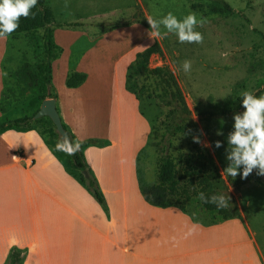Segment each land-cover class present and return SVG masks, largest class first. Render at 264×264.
Returning <instances> with one entry per match:
<instances>
[{"label": "crops", "instance_id": "crops-1", "mask_svg": "<svg viewBox=\"0 0 264 264\" xmlns=\"http://www.w3.org/2000/svg\"><path fill=\"white\" fill-rule=\"evenodd\" d=\"M53 38L61 48L51 63L60 121L78 140L106 142L82 152L107 216L59 162L50 125L9 129L0 134V264L11 249L21 253V264H251L258 252L241 219L195 223L175 207L143 201L136 158L148 126L124 90L126 68L140 51L130 47L132 39L107 33L91 41L77 32L57 39L54 31ZM81 38L92 43L75 50ZM7 46L0 39V93ZM69 72L84 74V82L66 88Z\"/></svg>", "mask_w": 264, "mask_h": 264}, {"label": "rangeland", "instance_id": "rangeland-1", "mask_svg": "<svg viewBox=\"0 0 264 264\" xmlns=\"http://www.w3.org/2000/svg\"><path fill=\"white\" fill-rule=\"evenodd\" d=\"M58 1L67 6L60 5L57 0H44L56 19L53 31L57 39L63 34L77 32L94 41L104 34L117 33L130 37V47L136 50L153 42L158 44L162 55L151 56L149 66H164L172 73L201 142L193 141L196 135L191 130L170 137L166 127L170 119L165 118L168 108L157 106L154 99L140 98L139 113L148 126V134L136 158L138 184H155L157 163L164 153L177 160L194 148L205 149L233 198L241 220L253 235L258 253L256 255L253 249L250 263L264 264V176L257 175L255 169L246 179L223 172L230 163L225 157L227 136L233 130V115L244 111L242 93L264 95V0ZM169 12L181 20L189 13H195L198 20L204 19L203 26L195 28L202 34L203 43H180L173 33L164 39L153 38L147 19L160 20ZM7 40L1 69L3 84L13 93L8 110L14 113L25 104L28 93L19 92L10 74L22 60L30 63L36 60L39 44L36 38L26 35ZM89 41L79 39L74 49L89 48L92 43ZM74 49L68 59L71 67L74 66ZM223 52L230 55L224 58ZM185 61L191 62V71L187 73L182 67ZM146 82L150 85L151 81ZM217 132L223 134L217 135ZM217 140L222 142V147H214ZM186 214L195 223L207 224L197 206L187 207Z\"/></svg>", "mask_w": 264, "mask_h": 264}, {"label": "trees", "instance_id": "trees-1", "mask_svg": "<svg viewBox=\"0 0 264 264\" xmlns=\"http://www.w3.org/2000/svg\"><path fill=\"white\" fill-rule=\"evenodd\" d=\"M31 13L32 15L26 19L21 17L19 27L7 37V39H14L20 35H26L36 38L39 44L36 60L31 63L22 60L10 74L19 92L28 93L27 100L18 112L13 113L12 110H8L13 93L3 84L0 93V134L32 123H46L53 129L55 142L58 144L62 140L55 133L49 119L46 117L33 119V115L42 100L55 99L51 86V63L59 57L61 48L54 41L55 22L51 11L44 5V0H38L37 5L31 9ZM161 55L160 47L156 42L136 52L126 68L124 90L133 95L137 101L140 98L154 99L157 106L168 108L169 113L165 115V118L170 119V122L166 124L170 137L187 133L189 130L198 136V131L190 119L189 111L172 73L164 66H149L151 56L161 57ZM84 80V74L69 72L65 77L64 86L76 88ZM148 80L151 81L150 85L146 82ZM61 126L69 140L73 144L79 143L80 148L75 155L71 156L61 151L62 157L59 162L66 171L75 175L79 184L106 215L105 200L94 175L87 167L82 152L85 147H101L105 146L106 142L92 139L78 140L62 122ZM168 145L167 139L166 146ZM178 165L181 166L180 169ZM83 172L86 173V177H83ZM155 179L156 182L153 185H139V193L143 201L151 206L175 207L185 214L187 207L197 206L203 212L207 224H216L232 218L241 219L238 208L227 192L211 157L201 147L194 148L193 152L184 156H178L177 160L164 153L158 160ZM201 192L206 198L213 195L230 197L229 207L218 209L215 204L203 202L198 198ZM4 264H21V253L11 249Z\"/></svg>", "mask_w": 264, "mask_h": 264}, {"label": "clouds", "instance_id": "clouds-1", "mask_svg": "<svg viewBox=\"0 0 264 264\" xmlns=\"http://www.w3.org/2000/svg\"><path fill=\"white\" fill-rule=\"evenodd\" d=\"M37 2L38 0H0V39H6L16 31L21 17L26 19L32 15L31 9ZM147 21L153 38L164 39L169 33H173L180 43H203L202 34L195 31V28L202 27L205 20H198L195 13H189L181 20L169 12L160 20L149 17ZM161 27L165 31L161 32ZM229 55L228 52L221 53L224 58ZM182 67L186 73L190 72L191 62L185 61ZM242 98L241 106L244 111L233 115V130L227 136L225 157L230 163L223 172L234 178L239 175L241 179H246L254 169L257 175L264 176V95L257 97L246 91L242 93ZM222 134L217 132V135ZM193 141L201 142L198 136H194ZM214 147H222V142L215 141ZM79 148V143L73 144L67 137L56 145L58 151L70 156L75 155ZM198 198L205 203L215 204L218 209L229 207L230 197L225 195L206 198L201 192Z\"/></svg>", "mask_w": 264, "mask_h": 264}, {"label": "water", "instance_id": "water-1", "mask_svg": "<svg viewBox=\"0 0 264 264\" xmlns=\"http://www.w3.org/2000/svg\"><path fill=\"white\" fill-rule=\"evenodd\" d=\"M41 117H46L49 119V121L54 127L55 133L59 136L61 140H63L64 137L68 138L67 134L61 126V122L55 108L54 99H44L40 102L37 111L33 115V119H38ZM82 175L83 177H86L85 172H83Z\"/></svg>", "mask_w": 264, "mask_h": 264}]
</instances>
